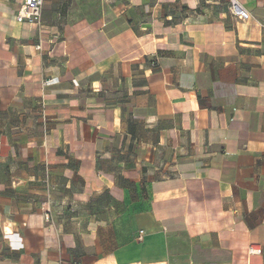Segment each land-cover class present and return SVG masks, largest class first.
Instances as JSON below:
<instances>
[{
	"label": "crops",
	"instance_id": "obj_1",
	"mask_svg": "<svg viewBox=\"0 0 264 264\" xmlns=\"http://www.w3.org/2000/svg\"><path fill=\"white\" fill-rule=\"evenodd\" d=\"M237 1L0 0V264H264V0Z\"/></svg>",
	"mask_w": 264,
	"mask_h": 264
},
{
	"label": "built area",
	"instance_id": "obj_2",
	"mask_svg": "<svg viewBox=\"0 0 264 264\" xmlns=\"http://www.w3.org/2000/svg\"><path fill=\"white\" fill-rule=\"evenodd\" d=\"M44 4L45 0H23V4L16 16L17 22L38 23ZM230 12L236 23L246 22L252 17L237 0H230ZM46 218L49 219V216H46ZM248 254L250 256H261L263 255V247L252 244L248 247Z\"/></svg>",
	"mask_w": 264,
	"mask_h": 264
},
{
	"label": "trees",
	"instance_id": "obj_3",
	"mask_svg": "<svg viewBox=\"0 0 264 264\" xmlns=\"http://www.w3.org/2000/svg\"><path fill=\"white\" fill-rule=\"evenodd\" d=\"M197 11V10H196Z\"/></svg>",
	"mask_w": 264,
	"mask_h": 264
}]
</instances>
